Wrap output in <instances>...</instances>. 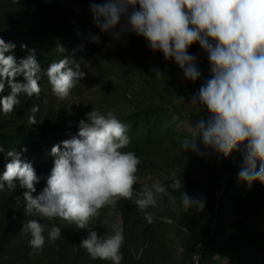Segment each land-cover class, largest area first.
Instances as JSON below:
<instances>
[{
  "label": "rangeland",
  "instance_id": "374dc122",
  "mask_svg": "<svg viewBox=\"0 0 264 264\" xmlns=\"http://www.w3.org/2000/svg\"><path fill=\"white\" fill-rule=\"evenodd\" d=\"M103 2L0 0V38L15 45L5 55H14L17 62L34 55L41 88L39 96L21 94L10 114L0 112V145L4 149L0 176L11 160L7 152L14 149L41 178L33 193L39 195L57 158L53 146L63 150L62 141L77 135L78 122L87 113L111 111L128 126L131 143L123 151H133L141 160L136 191L159 183L176 195V201L160 196L157 207L145 210L153 215L149 223L135 204V196L121 198L115 207L102 208L87 229H80L61 218L50 220L27 213L26 189L19 185L13 191L5 189L0 191V264H111L92 259L80 244L89 231L112 235L113 226L123 230L121 264H264V184L255 181L249 186L239 179L243 166L239 151L224 158L205 148L199 138L203 156L180 146L190 137L191 124L208 115L206 109L191 104L211 75L207 53L199 43L188 49L196 57L201 77L186 79L174 59L165 60L143 37L122 32L116 38L113 32L120 31L119 25L112 32H102L95 23L93 5ZM125 20L122 17L121 24ZM93 37H99V43ZM64 58L71 64L87 61L90 67L83 69L87 75L81 84L61 100L53 93L46 73L52 63ZM153 69L162 75L156 76ZM16 81L23 83V75ZM10 91L5 81L0 98ZM33 107L38 111L33 113ZM31 118L36 122L31 123ZM223 159L229 170L223 168ZM175 178L183 183L179 191L170 189ZM180 191L204 199L203 211H185ZM33 219L46 228L45 245L38 251L32 250L31 237L23 231L24 224ZM53 226L61 228L56 241L47 239ZM190 241L196 247L194 253Z\"/></svg>",
  "mask_w": 264,
  "mask_h": 264
},
{
  "label": "clouds",
  "instance_id": "9594fccd",
  "mask_svg": "<svg viewBox=\"0 0 264 264\" xmlns=\"http://www.w3.org/2000/svg\"><path fill=\"white\" fill-rule=\"evenodd\" d=\"M93 12L102 32H112L119 25L120 31L113 32L116 38L122 32L143 37L148 47L161 52L165 60L174 59L191 81L200 79L201 72L188 49L199 43L208 55L211 75L191 104L206 109L208 115L191 124L190 137H185L180 146L203 156L199 138L205 148L224 158L239 151L243 156L239 179L249 186L255 181L264 184V0H104L93 5ZM122 17L126 18L124 24ZM93 42L99 43V37H93ZM14 48L0 38V92L5 81L11 89L0 98V112L5 115L20 103L21 94L39 96L41 91L35 56L17 62L14 55H5ZM89 67L87 61L71 64L67 58L52 63L46 74L53 93L61 100L69 97L87 75L83 69ZM153 71L156 76L162 75L157 69ZM19 75H23V83L16 81ZM31 111L37 112L38 107ZM35 122L31 118V123ZM130 143L125 123L111 111L101 114L94 109L78 122L77 135L62 141L63 150L60 145L53 146L51 151L57 158L39 195L34 197L33 193L41 178L14 149L7 152L11 160L0 176V191H13L19 185L26 189L23 198L27 213L50 220L61 218L80 229H87L102 208L115 207L121 198L132 200L135 196V204L151 223L153 215L145 210L157 207L160 196L175 203L176 195L159 183L136 191L141 160L133 151H123ZM182 188L181 178L170 185L172 190ZM180 201L185 211H203L205 207L204 199L183 191ZM23 231L30 235L28 243L33 251L43 249L44 224L29 220ZM60 237V227L48 230V240ZM123 243V230L113 226V234L107 237L89 231L80 246L94 260L121 264Z\"/></svg>",
  "mask_w": 264,
  "mask_h": 264
},
{
  "label": "trees",
  "instance_id": "16d2710c",
  "mask_svg": "<svg viewBox=\"0 0 264 264\" xmlns=\"http://www.w3.org/2000/svg\"><path fill=\"white\" fill-rule=\"evenodd\" d=\"M198 120L200 119L199 117L197 118ZM222 166H223V168H225L226 170H229V167H228V165H229V163L225 160V159H223V161H222ZM233 167L235 168V166L233 165ZM204 197L207 199L208 198V196L207 195H204ZM193 224H194V220H191V224H190V231H191V233L193 234ZM190 243H191V246H190V248H192V252L194 253L195 251H196V247H195V245H194V243H193V241H190Z\"/></svg>",
  "mask_w": 264,
  "mask_h": 264
}]
</instances>
